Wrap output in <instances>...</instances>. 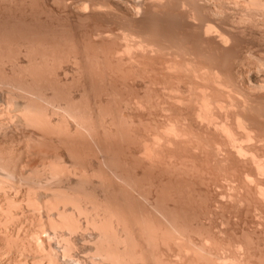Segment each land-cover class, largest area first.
<instances>
[{
	"label": "bare ground",
	"instance_id": "bare-ground-1",
	"mask_svg": "<svg viewBox=\"0 0 264 264\" xmlns=\"http://www.w3.org/2000/svg\"><path fill=\"white\" fill-rule=\"evenodd\" d=\"M102 3L107 6L108 0L106 4L104 1ZM117 3H119V8L116 7V4L114 6L120 10L121 20H124L127 24L126 29L123 32L121 31V36H118L120 39H118L117 34L106 33L102 36L101 33L104 34L105 32H101L99 33L100 36L96 33L99 39L101 37L99 42L102 44L104 41L103 44L106 45H102L104 48L99 47V51L92 53L91 49L88 50V47L84 44L87 41L82 43L84 44L83 47L71 43L66 50L59 51L56 48L62 49L60 47L61 43L59 46L57 45L58 47L54 45V50L48 43L35 45L34 41H27L28 39L24 41V38L22 42H20L22 39L19 41L20 43L18 42L17 47H14L17 48V51L15 50L16 54L19 53L17 55L23 56L26 61L25 68L22 70L27 75L35 78L40 76L39 73L53 75V70L61 67L62 65H59L65 62L67 66L70 64L71 66H69L72 67V69L68 68L73 71L71 78L77 81L74 83L75 85L82 79H84V82L85 79L89 78L90 80L91 76L92 78L98 77L99 79L96 80L102 79L109 84L118 81L120 85H124V88L128 83L136 84L137 81L140 82L139 84L143 86V93L139 92L141 95L136 93L135 95H138L131 98H125L126 96L121 98L119 93H115L117 92L114 91L117 83H114V88L112 86L113 90L109 89L108 95L106 92L105 98L107 100L104 101L107 105L114 102L113 104L116 103L115 105H117L115 108H118L115 109V114L112 110L104 112L103 116L111 117L104 118V121L99 122V127L101 125V130L104 132V135L102 134L104 140L109 137L110 142L108 141V143L113 142L116 145L113 146L112 143V147L118 149H114L113 152L111 145L108 146L106 143L107 140L104 142L108 147L107 149L106 145L104 147L107 151L100 146L99 148L104 150V155H108L112 151L114 155L117 154L115 157H118V154L123 153L124 150L122 151V149L126 147L122 142L127 143L129 147V154L127 153V155H130V157L124 156L128 158V162L131 161L128 165L129 168L132 165L133 173L135 169H139L142 176L144 175L143 179L145 176H149L148 179L152 177L151 179L154 182L150 183V186L154 189V196H147L153 198L151 201L145 195L151 192L149 191L150 187L146 189L148 192L145 194H142V191L140 194L138 188L135 190L137 182L134 183L133 181L134 175L133 178L130 176L133 183H131V179L129 181L122 180L124 176L120 172H116L117 169H115V166L118 167L119 165L113 160L115 157L109 154L107 157L105 156L107 158L105 161L110 162L112 171L113 169L116 170L115 173L113 171V174H116L115 178L118 175L121 178H117L119 184L123 181L121 185H124V187L116 185V187L119 186V190L115 192H121V187L122 189H128L125 190L131 196L135 192H139L136 198L143 199L142 201H145L144 204H148L147 207L150 210L147 213L145 211H143L145 213L135 212L136 214L134 211H139L138 208L132 209L134 211L129 210V204L131 203L128 204V201L135 198L131 196H129L130 198L127 197V204L121 200L124 202L123 206L126 210L120 204L122 208L118 207L115 204L116 201L104 200V203L97 200L96 202L91 201L93 204L90 200H84L85 194L82 192L85 193L83 187L85 183L83 185L82 183L85 182L83 181L85 178L87 179L88 172L85 169L83 171V168L75 172L77 171L75 169H79L77 164H74L78 159L71 161L74 164H70L72 167L69 166L66 169L61 167L59 169L60 156L47 155L44 151H42L44 153H40L41 151L36 150L38 143L36 145L35 143L43 141V139L46 141L47 138L50 140L53 138V141H56L55 143L64 146L69 158L73 159L78 155V151L73 150L76 148L75 146L81 147V142L84 145L86 141L89 143L88 137L93 135H90L91 132L88 133V131H91L92 127L88 128L90 126L88 122H86L89 125L87 127L82 118L78 117L83 115L79 112L80 110L78 111V108L75 109L76 111L70 110V105H68V108L60 101V103H50V105L47 103L49 111L42 112L44 109L41 111L36 105L37 96L33 93L34 91L29 93L27 89L23 90L20 85H14V82L12 84V82L4 83L3 81L2 83L9 84L11 89H7L8 94L5 91L7 95L5 94V98L2 99L4 106L0 108V129L2 130L8 122H14L15 126L19 127L37 129V134L31 139L29 138L32 141L25 143L26 140L24 147H21L23 148V155L26 156L25 158H31L36 154L40 162L29 164L27 162L30 161L24 162V160V163H21L18 160V157H23L21 152H19L21 153L20 156L16 153L18 155L16 158L15 154L13 155V148L7 150L8 147L0 146V239H3V243L0 242V264H57L58 255L50 244L51 239L60 242L64 240V243H62V256L81 264L83 258L80 260L77 255L74 256L76 240L74 242V238L71 237L86 229L91 231V228L94 230V236L92 235V244H89L87 250L88 254H91L87 258L92 259L91 261L96 260L91 262L92 264L103 262L105 259L115 260L116 263L118 262L117 264H139L142 257L145 259L146 255L151 254L152 251L148 249L154 247L153 245L172 246L175 252L173 255L179 256L174 260L171 258L172 261L168 255V259L171 261L166 262V260H163L162 264H264L263 243L258 245L259 241H257L258 243L255 242L256 245H254L252 239L248 241V238L252 237L246 235L247 238L245 236L247 231L249 233L251 230L256 232L258 229L262 230L264 228V0H119ZM81 6L82 4H80ZM89 6H91L89 10L93 12V15L94 12L106 8L105 6H103L105 8H99L98 3H91L85 7L88 9ZM114 6L113 8H115ZM108 8L110 9V7ZM76 9L78 8L76 7ZM103 13L105 14V12ZM108 15L110 14H107V17ZM163 18H169V21L170 18L175 19V21L176 19L182 21L186 27L185 33L181 34V31H177L180 35L171 36L167 35V32L170 33L169 31L166 34L162 31L163 34H159ZM161 19H163L162 22ZM133 22H137V24L135 23L137 27H133L134 24L131 25ZM169 23L171 25L172 21ZM176 28L178 27L176 26ZM247 37L254 38L261 49L256 47L257 52H255L253 45H245L242 56L237 58L238 56L234 54L237 59L229 60V64L226 60H217L216 55H213V53L234 52L238 38L241 40L247 39ZM117 40H121L122 43H116ZM63 48H65L64 45ZM92 50L94 51V49ZM249 58H251V61H249ZM15 59L17 60V58ZM223 59H226V57H223ZM16 60L1 58L0 65H5L7 61L10 67L8 69L12 73L19 68L18 71H20L24 66L20 67V63ZM64 74L66 75L65 72L63 76H65ZM41 78L46 80L44 77ZM89 85L91 84L89 83ZM12 89L15 92L20 90L19 97L24 100H20V103H13L11 99H16V97L9 99ZM81 89H83V86ZM104 90H107V87ZM22 91L26 92V96L23 94L24 92L21 94ZM17 92L19 93V91ZM117 94L118 96H116ZM68 95H70V92ZM76 100L74 99L75 102ZM103 105L105 106V104ZM90 107L92 106L90 105ZM46 109L48 110V107ZM112 109H114V105ZM120 110H122V113ZM139 111V115L142 113L141 116H148V119H150L148 127L142 129L143 132L139 130L141 133L136 132L137 129L134 130L133 128L135 127V119L133 120L132 116L136 118L135 113ZM86 112L88 113V111ZM54 114L55 118H52ZM112 116H123V120H120L121 123L117 122L119 117L115 119ZM157 116H164L162 118L164 122L161 121V124L160 122L157 124L158 122L155 121ZM76 142L79 143L75 144ZM98 144L100 143L97 142V146ZM109 148L111 151H108ZM119 149L121 153L117 152ZM14 151L17 152V150ZM98 151L97 154L100 155L101 151L100 153ZM123 157L119 164L127 161ZM109 159L113 161L111 162ZM56 161L58 166H56ZM114 162L117 164L115 165ZM125 162L123 164L126 166L128 162ZM110 164L108 163V165ZM127 167L126 170L129 173ZM62 168L67 170V172L64 171L67 176H65L66 173L61 172V170L63 171ZM119 168V171H121L124 167L120 166ZM72 169L73 172L71 173L73 174L69 172ZM74 172L78 174L75 175ZM109 172L111 171L109 170ZM61 175L65 179L68 175L74 176L76 179L74 185L62 187L66 183L63 181L65 179L62 180L63 184L59 182L62 179ZM145 178L147 179V177ZM146 179H144V182ZM109 181L113 182L110 179ZM115 182L114 184H116ZM140 182L142 181L140 180ZM58 183L62 185L60 186ZM70 183L71 181L68 184ZM103 184V190L107 187L113 188L112 183L111 185H105L104 181ZM79 185H82L83 191L82 189H79L80 191L74 189ZM113 186L115 187V185ZM146 186H148V183ZM64 187H67L68 191ZM110 189L107 191L109 192ZM131 191L133 192L131 193ZM106 192L104 195H106ZM78 194H83V199ZM108 195L111 199L113 198L111 197L112 194L106 196ZM124 195H127L126 192ZM20 201L23 202V208L19 207V212H16V214L21 216L20 213L23 215L26 211V214L30 215L28 217H31L28 218L24 215L29 219L28 222H24L26 219L22 222L20 219L25 217L21 218V216L19 219L18 215L13 214L11 211L18 210L17 207L20 205H17V203L20 204ZM100 204L104 206L102 205L101 208ZM137 204L139 205V203ZM24 207H26V210H24ZM176 207L179 208L176 209ZM183 207H189L190 210L196 208V212L189 213L190 210H182ZM140 208L142 209V207ZM188 213L191 215H188ZM224 213L229 214V216L226 215L228 219L235 217L234 214L238 217L237 219L242 215L244 216V219H242L243 217L240 218L242 220L241 227L244 229V231L242 228L240 230L241 234H244L242 241L239 240V242L232 244V241L229 243L230 241L226 240V243H220L211 235L205 234V236L201 232L199 233L202 236L197 233L199 234L197 238H192V232L190 233L192 236L188 234L191 231H189V227L197 229L200 227L201 229L214 227L216 223L215 216L219 214L220 217L224 215L220 219L225 220L219 221V224L221 226L227 225L229 221H227L228 219ZM238 214L241 216L239 217ZM44 217L46 223L43 224L44 221L42 222L40 219H44ZM15 220H20L21 225L18 222L14 226L15 222L13 223V221ZM25 223L32 226H29V228ZM40 224L42 228H40ZM45 224H48L46 230L43 228ZM63 228H67L65 232L68 231L66 233L70 239L68 236H66L68 238L65 237L66 233L64 231L65 234L61 231ZM184 230H186V233L188 232L186 235L189 237L182 234ZM261 232H264V230ZM194 236H196V233ZM71 239L74 243L71 242ZM131 239L134 242L141 240L139 242L144 243V247L143 245L141 247V244H136L140 248L138 250L133 245L135 243H131L133 241ZM256 239L259 240L260 238L256 237ZM128 243L135 247H130ZM19 253H25L30 260L26 258L27 261L25 259L24 263L17 261L16 257ZM3 254L9 255V259L6 258L4 262H2ZM152 254L151 257L154 256ZM12 255L15 256L11 257ZM148 257L150 258V256ZM136 258L140 262H137ZM83 261L85 260L83 259ZM89 262L88 264H90Z\"/></svg>",
	"mask_w": 264,
	"mask_h": 264
},
{
	"label": "rangeland",
	"instance_id": "rangeland-1",
	"mask_svg": "<svg viewBox=\"0 0 264 264\" xmlns=\"http://www.w3.org/2000/svg\"><path fill=\"white\" fill-rule=\"evenodd\" d=\"M74 3H73V2ZM78 1V2H77ZM96 1V2H95ZM105 2V4L107 3V0H0V59L2 58V59H4V60H7V59H10L11 58V60H16L15 58H17V60H16V62H18V63H20V67H22V66H24V65H26V61H25V59L23 58V56H18L19 55V53H17L16 54V49L17 48H15L14 46H16L17 44H19L20 42H22L23 41V38H24V41H25V39H28L27 41H34V43H35V45L36 44H47L48 43V45H51V47H53L54 48V50H55V46L54 45H60V43H61V45H60V47H62V49H60L58 46V48H56V50H59V51H62V50H66V48L67 47H69V45H71V43H73V44H76V46L78 45L79 47L81 46V47H83L84 46V44H85V46H87L88 47V50H90L92 53H94V52H96V51H99V47H103L104 48V46H106L105 44H103L104 43V41L102 42V44L99 42L100 41V39H101V37H100V39H99V36L98 35H96V33H101V32H105L104 34H102L101 33V35L103 36V35H105L106 33H111V34H114V35H116L117 34V37L120 35L121 36V33L123 32V30H125L126 29V26H127V24H126V22L124 21V20H121V14H120V10L119 9H117V8H119V3H117L119 0H108V3L106 4L107 6H105L104 5V3H102V2ZM114 1V2H113ZM77 2V3H76ZM81 2V3H80ZM116 2V3H115ZM72 3V4H71ZM79 3V4H78ZM91 3H98V5H99V8H102L103 6H105V7H103V8H105L104 10L103 9H100V11H97L98 12V14H96L95 12H94V15H93V12H90V8H91V6H89L88 7V9H87V7H85V6H88V5H90ZM75 4V5H74ZM78 6H77V5ZM80 4H82V6L80 7ZM110 4V5H109ZM117 6H116V5ZM117 7H115V6ZM113 6L115 7V8H113ZM76 7L78 8V9H76ZM84 7V8H83ZM108 7H110V9H111V7H112V9L110 10ZM85 11H83L82 9ZM87 10H86V9ZM115 9V10H114ZM89 10V11H88ZM102 10V11H101ZM109 10V11H108ZM119 10V11H118ZM81 11V12H80ZM112 11V12H111ZM80 12V13H79ZM83 12V13H82ZM103 12H105V14L103 13ZM107 12V13H106ZM109 12H111V13H109ZM116 12V13H115ZM85 13H87V14H85ZM99 13H100V15H99ZM107 14H112L111 15V17H110V15H108V17H107ZM114 14V15H113ZM78 15V16H77ZM83 15H84V18H83ZM85 15H86V17H85ZM115 15H116V17H115ZM80 16V17H79ZM83 18V19H82ZM164 19V20H163ZM163 19H161V22H162V20H163V23H162V25H161V29L159 30V34H163V33H165L166 34V32L167 31H169L170 33L168 34V32H167V35H173V36H176V35H180L179 34V32L182 34V33H185V31L184 30H186V27H185V25H184V23L182 22V21H180L179 19H176V21H175V19L174 20H172V18H170V21L168 20V19H165V18H163ZM168 20V21H167ZM123 21V22H122ZM172 21V23H171V25H170V23L169 22H171ZM178 21V22H177ZM166 22H168V23H166ZM177 22V23H176ZM137 22H133V23H131V25H133V27H137ZM167 25H166V24ZM171 26H169V25ZM175 24H177V25H175ZM165 25V27H163ZM180 25V26H179ZM176 26L179 28V29H181V30H179L178 28H176ZM183 26V27H182ZM125 27V28H124ZM170 27V28H169ZM171 28H172V30H171ZM166 29V30H165ZM168 29V30H167ZM122 31V32H121ZM162 31H163V33H162ZM177 31H179V32H177ZM172 32H173V34H172ZM152 34V33H151ZM176 34V35H175ZM96 35V36H95ZM100 35V34H99ZM100 35V36H101ZM153 35H155V34H153ZM97 36H98V38H97ZM149 36H150V34H149ZM31 39H29V38ZM151 37H153V36H151ZM104 39H105V37H103ZM102 38V39H103ZM22 39V40H21ZM33 39V40H32ZM38 39V40H37ZM118 39H120V37H118ZM21 40V41H20ZM20 41V42H19ZM40 41V42H39ZM85 41H87V42H85ZM106 41V40H105ZM19 42V43H18ZM46 42V43H45ZM65 44H64V43ZM83 42H85L84 44H82ZM118 42V44H120V42L122 43V41L121 40H117L116 41V43ZM68 43V44H67ZM99 43V44H98ZM3 44V46H1ZM6 44H7V46H6ZM81 44V45H80ZM98 44V45H97ZM63 45L65 46V48H63ZM101 45V46H100ZM102 45H104V46H102ZM245 45H250V46H252L253 45V48H254V51L255 52H257V48L258 49H261V47H260V45H258V43L256 42V40H254V38H248L247 37V39L246 38H244V39H241V40H239V38H238V40L236 41V46H235V50H234V52H223V53H213V55H216L215 56V58H217V60H219V61H222V60H226L227 61V63L229 64V62L231 61V60H233V59H237V58H239V56L241 57L242 56V50H243V47L245 46ZM17 47V46H16ZM91 47V48H90ZM257 47V48H256ZM100 48V49H101ZM92 49H94V51L92 50ZM96 49H98V50H96ZM239 49V50H238ZM16 50V51H15ZM238 50V51H237ZM5 53V54H4ZM12 53V54H11ZM15 54V55H14ZM217 54H218V56H217ZM234 54H235V56H238L237 58H235V56H234ZM5 57H4V56ZM11 55V56H10ZM13 55V56H12ZM220 55V56H219ZM225 55V56H224ZM9 56H10V58H9ZM232 56H234V57H232ZM223 57L225 58L226 57V59H223ZM12 58H14V59H12ZM248 58V57H247ZM250 59V60H249ZM248 60L249 61H251V58H249ZM230 60V61H229ZM25 61V62H24ZM6 63H7V66H6ZM67 63H65V62H62L59 66H61V67H58V68H56V69H54L53 71H54V74L52 75V74H45L44 75V73H39L40 74V76L39 77H34V76H29V75H27V73L24 71V70H22V69H24L25 68V66L24 67H22L21 68V70L20 71H18V70H16V72H11V70L10 69H8V68H10L8 65V62L6 61L5 62V65L3 64H1L0 65V80H1V82H0V108H3V106H4V102H3V100L2 99H4L5 98V94H6V92L8 91V90H10L11 88H9V87H11L9 84V86L8 85H5L4 83L5 82H9V83H11L12 82V84H13V82H14V85H17V86H21V88L23 87V90L25 89H27V91L29 92V93H31V92H33V93H35L36 94V96H37V99H36V105H38V107L40 108V110L42 111V109H44V111H42V112H47V111H49V105H50V103L52 104V103H60V101H61V103L63 104V105H66L67 107H68V105H70V110H74V111H76L77 110V108H78V111L81 113V115H82V117H80V116H78L79 118H82V121H84L85 123L86 122H88V124L90 125H88L87 123H86V125H87V127L88 128H91V131H88V133L89 132H91V133H89L90 135L92 134L93 136H90V137H88V139L90 140L89 141V143H87V141H86V144L84 145V144H82V142H81V147L80 146H75V147H73V148H75V149H73V150H76V151H78V155H77V157H74L73 159L72 158H69V156H68V154L65 152L66 150L64 149V146L62 147V146H60L59 145V143H55L54 141H53V138H52V140H50L49 138H47V140H46V138H45V140L46 141H44V139H43V141H40V142H36L35 143V145L37 144V151H41L40 153H44L45 152V154H47V155H56V157H59L60 158V162L58 161V163H59V169L61 168V167H64L65 169L67 168V167H69V166H71L70 164H73L71 161H73V160H76V159H78V160H76L77 162L76 163H74V164H77V166L79 167V169L77 168V169H75V170H77V171H75V172H78V170H80V168H83V171H84V169L85 170H87V172L89 173H87V179L85 178V180H83V181H85V182H83L82 183V185H83V187H84V190H85V193H84V191H83V189H82V185L80 186L79 185V187H75L74 189L76 190H78V191H80L79 189H82V193L83 194H85V196L83 195V194H80L81 195V197H82V195L84 196V200H90V202L91 201H93V202H96V200L99 202H101V203H104V200H107V201H110V202H114V201H116L115 202V204H117V206L119 207L120 205L122 206V207H124V209H125V206H123L124 205V202L123 201H125V203L127 204V199L128 198H130L129 196H131L130 194H128L127 193V191L126 190H128V189H122V187H124V185L122 186L121 184H123V181L122 180H124V181H129L131 178H133V177H135V178H133V181H134V183H139V184H135L134 186H135V190H137L136 188H138V191L140 190V194H141V191H142V194L144 193H147L148 191H146V189H148V187H150L149 189V191H151V192H148L147 194H145L146 195V197L147 196H154V189L152 188V186H150V183H152V182H154V180H152L151 178V180L150 179H148V177L149 176H145V177H147V179L144 177V179H146V181L144 182V179L142 178L143 176H142V174H141V172H140V170L138 171L137 169H135V167H133V169H135V170H137V171H135L134 170V173H133V170H132V165H130L131 167L129 168V163L131 162L130 160H131V158H130V162H128V158H126V157H130V155H127V153L129 154V147L127 146V143L126 142H122V143H124V145L126 146H124V145H119V146H123V147H125V149L123 148L122 149V151H123V153H121V151H120V149H119V151L117 150V152L118 153H121V154H118L119 156L118 157H115V156H117V154L115 153V155L113 154V152H114V149L116 150V149H118V148H116V147H112V140H111V142L112 143H108V141L110 142V139H109V137H106V140H107V144H108V146H110L111 145V147L113 148H111L112 150H113V152L110 150V148L108 149V151H111V152H109L108 153V155L109 154H111L112 156H114L115 158L113 159L115 162H117V163H115V165L117 164V165H119L118 167L117 166H115V167H113V168H115V169H117V171L116 172H120L121 173V175L122 176H124V179H122L121 181L122 182H120L121 184H119V179L117 180V178L119 177L118 175L116 176L117 178H115V175L113 174V171H114V169H113V171H112V166H111V164H110V162H107V160L105 161V159H107L106 157L108 156V155H104V150H106L108 147H107V145H106V143H104L106 140H104L105 138L102 136V134L104 133L103 132V130H101V125H100V127H99V122H102V121H104V118L105 119H107L108 117H111V116H103V114H104V112H110L111 110H112V112L114 113L115 112V109L117 110V108H115V106H117V105H115V104H113L114 102H111V104H109V102H108V104L109 105H107V103L104 101L106 98H105V96H106V92H107V95L109 94V89L110 90H113V88L115 87V85H116V89H114V91H117V92H115V93H119V96H121V98H124V96H126L125 98H131V97H133L136 93H138V94H142L143 93V86L141 85V84H139L140 82L139 81H137L136 82V84H133V83H131V84H127V86L125 87V88H128V89H125L124 88V85L122 86V85H120L119 83H118V81H114V82H112L111 84H109V83H105L104 82V80H96L97 78H92V76L90 77V80H89V78L88 79H85V82H84V79H82L83 80V82H82V80H80V82L78 81V83L75 85L74 83H76L77 81H75V79L74 80H72V72L73 71H71V69H72V67H70L69 65L67 66L66 65ZM4 67V68H3ZM71 68V69H69V68ZM62 68H64V69H62ZM65 68H68V69H65ZM55 70H56V72H55ZM64 70V71H63ZM8 71H10V72H8ZM19 72V73H18ZM43 72H46V71H43ZM66 73V75L65 76H63V73ZM16 73V74H15ZM67 73H69V74H67ZM13 74L15 75L14 77H13ZM23 74H24V76H28L27 78L26 77H24L23 76ZM26 74V75H25ZM71 74V75H70ZM16 75H18L17 77H16ZM42 75H44V76H42ZM47 75H48V77H47ZM52 75V76H51ZM20 76V77H19ZM71 78H69V77ZM32 79H30V78ZM40 77H44L46 80H43V78H41L40 79ZM67 78V79H66ZM6 79V80H5ZM36 79V80H35ZM38 79V80H37ZM40 79V80H39ZM64 79H66V80H64ZM91 79H92V81H91ZM99 79V78H98ZM11 80V81H10ZM43 80V81H42ZM68 80V81H67ZM87 80V81H86ZM89 80V81H88ZM94 80H96V81H94ZM4 81V83H2ZM32 81V82H31ZM72 81V82H71ZM101 81V82H100ZM17 82H18V84H17ZM65 82V83H64ZM92 82V83H91ZM98 82V83H97ZM16 83V84H15ZM89 83L91 84V85H89ZM100 83V84H99ZM105 83V84H104ZM114 83H117V84H115L114 85ZM135 83V82H134ZM82 84V85H81ZM95 84V85H94ZM99 84V85H98ZM102 84V85H101ZM108 84V85H107ZM138 84V85H137ZM86 85V86H85ZM107 85V86H106ZM119 85H120V87H119ZM137 85V86H136ZM140 85V86H139ZM78 86V87H77ZM82 86H83V89H81L82 88ZM112 86H113V88H112ZM122 86V87H121ZM106 87H107V90H104V89H106ZM111 87V88H110ZM119 87V88H118ZM9 88V89H8ZM79 88V89H78ZM120 88H123L122 90L120 89ZM8 89V90H7ZM69 89V90H68ZM141 89V90H140ZM22 90V89H21ZM6 91V92H5ZM17 91H19V93L17 92ZM67 91V92H66ZM74 91H75V93H74ZM79 91V92H78ZM114 91H111V92H114ZM120 91V92H119ZM121 91H122V93H121ZM125 91V92H124ZM142 91V92H141ZM11 92L12 93H10V98L9 99H11V98H15L16 97V99H11V101L13 102V103H20L19 101L21 100V101H23L24 99H21L20 97H19V95H20V90H16V92H15V90H11ZM13 92H15V93H13ZM24 91H22L21 92V94L23 93ZM27 92V93H28ZM65 92L66 94L64 95L63 93ZM69 92H70V95H68L69 94ZM104 92V93H103ZM129 92V93H128ZM140 92V93H139ZM25 93L26 92H24L23 94L25 95ZM51 93V94H50ZM55 93V94H54ZM68 93V94H67ZM85 93H86V96H85ZM100 93V94H99ZM103 93V94H102ZM125 93H126V95H125ZM128 93V94H127ZM7 94H8V92H7ZM6 94V95H7ZM34 94V95H35ZM59 94V95H58ZM63 94V95H62ZM72 94H73V96H72ZM79 94H81V95H79ZM101 94H102V96H101ZM137 94V95H138ZM140 94V95H141ZM13 95V96H12ZM17 95H18V97L20 98H18L17 97ZM42 95V96H41ZM56 95V96H55ZM67 95V96H66ZM127 95H128V97H127ZM137 95H135V96H137ZM22 96V95H21ZM26 96V95H25ZM43 96H44V98H43ZM53 96H55V97H53ZM66 96V97H65ZM85 96V97H84ZM96 96V97H95ZM116 96H118V94L116 95ZM123 96V97H122ZM24 97V96H23ZM64 97V98H63ZM67 97H69V98H67ZM77 97V98H76ZM82 97V98H81ZM44 99V101H43V99ZM108 98V97H107ZM119 98V97H118ZM38 99H39V101H38ZM42 99V100H41ZM57 99V100H56ZM74 99L76 100V102L74 101ZM82 101H80V100ZM85 101H84V100ZM15 100V101H14ZM70 100V101H69ZM75 102V104H74V102ZM98 102H97V101ZM99 100H101V101H99ZM107 100V99H106ZM41 101V102H40ZM47 101H49V102H47ZM88 101V102H87ZM38 102H40V103H38ZM44 102V103H43ZM69 102V103H68ZM78 102V103H77ZM84 102H85V104H84ZM92 102V103H91ZM102 104H101V103ZM12 103V104H13ZM47 103H49V105L47 104ZM72 103V104H71ZM82 103V104H81ZM87 103V104H86ZM91 103V104H90ZM98 103V104H97ZM41 104V105H40ZM43 104V105H42ZM80 104H81V106H80ZM92 106V107H90V105ZM93 104H94V106H93ZM103 104H105V106L103 105ZM46 105H48L47 107H48V110L46 109L45 110V108H47L46 107ZM73 105V106H72ZM76 105V106H75ZM77 105H79V106H77ZM83 105V106H82ZM88 105V106H87ZM111 105H112V107H111ZM113 105H114V109H112L113 108ZM13 106H14V104H13ZM45 106V107H44ZM96 106V107H95ZM109 106V107H108ZM82 107H84V108H82ZM89 107V108H88ZM105 107H107V108H105ZM69 108V107H68ZM72 108V109H71ZM100 108H102L101 110H100ZM76 109V110H75ZM83 109V110H82ZM69 110V111H70ZM91 110V111H90ZM104 110V111H103ZM74 111H72V112H74ZM78 111L76 112V114L78 113ZM84 113H83V112ZM86 111H88V113L86 112ZM90 111V112H89ZM96 111V112H95ZM121 111V113H122V110H120ZM123 111H125V110H123ZM98 112V113H97ZM101 112H102V114H101ZM126 112V111H125ZM100 113V114H99ZM117 113V112H116ZM120 113V112H119ZM120 113V114H121ZM127 113V112H126ZM138 113H140V111L139 112H136L135 114H136V118H134L135 116H132L133 117V120L135 119V127H133L134 128V130L135 129H137L136 130V132H139V133H141V132H143L144 130H142V129H144V128H147L148 127V121L150 120V119H148L149 117L148 116H141V114L139 115ZM87 114V115H86ZM93 114V115H92ZM115 114V113H114ZM125 114V113H124ZM85 115V116H84ZM99 115V116H98ZM84 116V117H83ZM112 117H114L115 119H117L118 117V119L119 120H117V122L119 121L120 123H121V121L120 120H123V116H112ZM121 117V118H120ZM129 117H131V116H129ZM138 117V118H137ZM158 117V118H157ZM156 117V123L157 124H159V122H160V124L162 123L161 121H163L164 122V119H162L164 116H157ZM52 118H55V114L53 115V117ZM142 119V120H140V119ZM146 118V119H145ZM100 119V120H99ZM114 119V120H115ZM132 119V118H131ZM161 119V120H160ZM79 120V119H78ZM86 120V121H85ZM99 120V121H98ZM140 123H139V122ZM5 122H6V120H5ZM54 122H55V120H54ZM53 122V123H54ZM137 122V123H136ZM147 122V123H146ZM139 123V124H138ZM144 123H146V124H144ZM138 124V125H137ZM140 127V128H139ZM139 128V129H138ZM141 132H140V131ZM37 132H38V130L37 129H35V128H33V127H19V126H15V123L14 122H8L7 124H6V126L4 127V128H2V130L0 129V146L2 147H5V148H7L8 147V149L7 150H9V149H11L12 150V148H13V155L17 158L18 157V155L20 156V154L23 152L22 150H23V148L22 147H24V144L25 143H27V142H31L32 140H30L31 138H33L34 137V135H36L37 134ZM104 135V134H103ZM91 137H92V140H91ZM30 138V139H29ZM96 139V140H95ZM109 139V140H108ZM27 140V141H26ZM50 140V141H49ZM96 142H95V141ZM98 140V141H97ZM26 141V142H25ZM100 141V142H99ZM119 141V140H118ZM25 142V143H24ZM29 142V143H30ZM35 142V141H34ZM97 142L98 143H100V144H98V146H97ZM119 142H121V141H119ZM77 143H79V142H76L75 144H77ZM96 143V144H95ZM116 143H118V142H116ZM122 143H120V144H122ZM32 144V143H31ZM34 144V143H33ZM74 144V145H75ZM11 145V146H10ZM73 145V146H74ZM105 145H106V149H104V147H105ZM116 145V144H115ZM114 145V143H113V146H115ZM9 146H10V148H9ZM22 146V147H21ZM99 146L100 147H102V149H104V150H101V148H99ZM118 146V145H117ZM78 147V148H77ZM21 149V151H20V149ZM99 148V149H98ZM121 148V147H120ZM127 148V149H126ZM131 148V147H130ZM97 149V150H96ZM14 150H17V152L16 151H14ZM96 150V151H95ZM98 150H100L101 151V154L102 155H104V156H102L101 154L100 155H98L97 154V151ZM42 151H44V152H42ZM100 151H98L99 153H100ZM107 151V150H106ZM19 152H21V153H19ZM94 152V153H93ZM95 152H96V155H95ZM16 153H18V155H16ZM76 153V152H75ZM21 155H23V153L21 154ZM76 155V154H75ZM110 155V156H111ZM126 157H125V156ZM33 156H35V157H33ZM33 156H31V158H25L26 156H24L23 155V157H18V160H19V162H23L24 160V162H27V161H30V162H27V163H29V164H34V163H39L40 161H38V159H37V157H38V155H33ZM62 156V157H61ZM95 156V157H94ZM106 156V157H105ZM109 156V157H110ZM125 158H124V157ZM105 157V158H104ZM124 158V159H126L127 161L125 162V161H123L121 164H119V161L121 162V158ZM99 158V159H98ZM104 158V159H103ZM112 158V157H111ZM23 159V160H22ZM28 159V160H27ZM71 159V160H70ZM116 159V160H115ZM123 159V160H124ZM22 160V161H21ZM40 160V159H39ZM98 160V161H97ZM102 160V161H101ZM111 162L113 161V160H111V159H109ZM108 160V161H109ZM57 161H56V166H58V164H57ZM101 161V162H100ZM23 162V163H24ZM55 162V161H54ZM127 163L128 162V164H126V166H125V164H123V163ZM106 163V164H105ZM108 163L110 164V165H108ZM114 163H112L113 165H114ZM73 164V165H74ZM101 166H100V165ZM104 164V165H103ZM99 165V166H98ZM52 166V165H51ZM55 166V170H56V167ZM76 166V167H77ZM108 166V168H106ZM124 167L121 171H119L120 170V168L119 167ZM128 166V167H127ZM50 167V166H49ZM54 167V166H53ZM52 167V168H53ZM72 167V166H71ZM71 167H70V169H71ZM126 167H127V169L129 170V173H131V174H129L128 172H127V170H126ZM63 169V168H62ZM65 169H63V171L61 170V172H64V171H66L67 172V170H65ZM74 169V168H73ZM73 169L71 170V171H69L70 173L71 172H73ZM112 172H109V170ZM82 170V169H81ZM57 171V170H56ZM115 171H114V173H115ZM60 172V171H59ZM59 172H57V173H59ZM66 172H64V173H66ZM74 172V174L75 175H77L78 173H75ZM92 174H91V173ZM107 172V173H106ZM125 172V173H124ZM138 172V173H137ZM85 173V174H86ZM133 173V174H132ZM135 173H136V175H135ZM61 174V173H60ZM60 174H57V175H60ZM71 174H73V173H71ZM112 174V175H111ZM124 174V175H123ZM138 174H140L141 175V177H140V175H138ZM70 175V174H69ZM68 175V177H66V179L65 178H63V176H62V179H61V176H60V179H61V181H59V179H58V181L59 182H63L64 181V183H66V184H59L60 186L62 185V187L63 186H65V185H74V183H75V178H74V176H69ZM89 175V176H88ZM91 175V176H90ZM97 175V176H96ZM111 175V176H110ZM113 175H114V177H113ZM128 176V177H126V176ZM134 175V176H133ZM65 176H67V173L65 174ZM121 176V177H122ZM130 176H131V178H130ZM133 176V177H132ZM58 177V176H57ZM92 177V178H91ZM105 177V178H104ZM137 177H138V179H137ZM59 178V177H58ZM114 178V179H113ZM120 178V177H119ZM123 178V177H122ZM126 178H127V180H126ZM63 179H65V180H63ZM90 179V180H89ZM98 179V180H97ZM100 179V180H99ZM109 179L110 180H112L113 182H111V181H109ZM116 179V180H115ZM121 179V178H120ZM143 179V180H142ZM63 180V181H62ZM140 180L142 181V182H140ZM65 181H67V182H65ZM69 181H71V183L70 184H68L69 183ZM90 181V182H89ZM104 181H105V185H108V184H110L111 185V183L113 184V185H115V187L113 186V185H111L113 188H109V187H107L108 189H110V191L108 192L107 190V188H106V186H105V190L108 192H106L105 190H103V188H104ZM116 181V182H115ZM131 181H132V179H131ZM130 181V182H131ZM133 181L131 182V183H133ZM136 181V182H135ZM139 181V182H138ZM114 182L116 183V184H114ZM118 182V183H117ZM142 183H144L143 185H147V183H148V186H142ZM140 184H141V186H140ZM109 185V186H110ZM116 185H121L122 187H121V189L120 190H122L121 192L120 191H117V192H115L116 190H119V186H117L116 187ZM72 186H70V187H72ZM137 186H139V187H137ZM65 188V187H64ZM63 188V190H67V187L64 189ZM98 188V189H97ZM93 189H95V190H93ZM144 189V190H143ZM100 190H101V192H100ZM68 191V190H67ZM106 192V195L107 194H112L111 195V197H113L112 199L110 198V196L108 197V196H106V195H104L105 194V192ZM80 192V193H81ZM90 194H89V193ZM114 192V193H113ZM126 192V194L128 195H124V193ZM133 191H131V193H132ZM135 192V191H134ZM76 193H78V192H76ZM86 193H88V194H86ZM123 193V194H122ZM138 193L139 192H135L134 194H132V196L131 197H135V198H132L130 201H128V204L129 203H131V204H129L130 205V208H128L129 210L131 209H139V211H134V210H132V211H134V213L135 212H137V213H147V212H149V210H150V208H148L147 207V205L148 204H144V202L142 201L143 199H141V198H139V197H137L136 198V195H138ZM122 194V195H121ZM139 194V195H140ZM148 194H150V195H148ZM79 195V194H78ZM79 195V196H80ZM91 195V196H90ZM144 195V196H145ZM117 197V198H116ZM128 197V198H127ZM148 198L149 200H151L152 201V199L153 198ZM115 198V199H114ZM123 198V199H122ZM139 198V199H138ZM143 198V197H142ZM81 199H83V197L81 198ZM117 199V200H116ZM125 199V200H124ZM134 199V200H133ZM141 199V200H140ZM121 200H123V201H121ZM138 200V201H137ZM140 200V201H139ZM5 201V200H4ZM3 201V202H4ZM103 201V202H102ZM119 201V202H118ZM139 203V205H141V206H139L137 203ZM21 202V201H20ZM86 202H88V201H86ZM90 202H88V203H90ZM93 202H91V203H93ZM118 202V203H117ZM122 202H123V204H122ZM142 202V203H141ZM1 203H2V201H1ZM15 203V202H14ZM14 203H12V204H14ZM17 203V202H16ZM15 203V204H16ZM133 203V204H132ZM94 204V203H93ZM97 204H99V203H97ZM120 204V205H119ZM125 204V205H126ZM17 205H20V206H15V207H17L18 208V210L17 209H15V211L14 210H11L12 212H13V214L15 213L16 214V212L18 213L19 212V207H22L23 206V202H21L20 204H18L17 203ZM102 205L103 204H100V207L102 208ZM133 205V206H132ZM137 205V206H136ZM104 206V205H103ZM120 206V207H121ZM143 206H144V208H143ZM14 207V206H13ZM121 207V208H122ZM134 207V208H133ZM140 207H142V209L140 208ZM23 208V207H22ZM104 208V207H103ZM179 207H176V209H178ZM184 208V209H183ZM182 208V210H185V211H189L190 210V208L189 207H183ZM187 208H189V209H187ZM123 209V210H124ZM173 209V208H172ZM24 210H26V207H24ZM126 210V209H125ZM146 210H148V211H146ZM132 211H131V213H132ZM143 211H145V212H143ZM198 211V210H197ZM195 213L196 212V208H194V209H191L190 210V212L189 213ZM134 213H132V214H134ZM188 213V215H191V214H189ZM136 214V213H135ZM225 214V217H227V216H229V214L227 215V213H224ZM16 215H18V218L19 217H21V218H23V217H25V216H30L28 213L26 214V211L23 213V215L20 213V215L21 216H19V214H16ZM25 215V216H24ZM85 215V214H84ZM227 215V216H226ZM82 216H83V214H82ZM231 216V215H230ZM234 216L236 217V215L234 214ZM238 216H239V214H238ZM241 216V215H240ZM239 216V217H240ZM222 217H224V215L222 216ZM222 217H220V214L219 215H216L215 216V218H216V223L214 224V227L212 226L211 228L209 227V228H204V227H202V228H204V229H206V230H204V229H201V227L199 228V229H197V228H192V227H189L188 229H189V235H190V233L194 236L195 235V233H196V236H192V235H190V236H192V238H197V236L200 234L199 232H201V234H203V235H211V237L212 238H215L217 241H220V243H222V242H227V241H230L229 243H231V241L233 242L232 244H235L236 242H239V240L240 241H242V236L244 235L243 233L241 234V231L240 230H242L243 228L241 227V222H242V220L240 219L241 217H243L242 219H244V216L242 215L239 219H237L238 217H236V219H237V221H236V219H234L235 217H233V218H229L228 219V217H227V221H229L228 222V224L227 225H220L219 224V221H225V220H221L222 219ZM17 218V219H18ZM28 218H31V217H28ZM28 218H24V219H20L21 221L23 220H25L24 222H26L27 220H29ZM43 218V217H42ZM221 218V219H220ZM14 219V218H13ZM16 219V218H15ZM224 219V218H223ZM20 220H15V221H13V223H14V226H15V224H17L18 222H19V225H21L20 224ZM42 220V222H43V224L44 223H46L45 221H46V219H45V217H44V219H40V221ZM239 220H241V221H239ZM17 221V222H16ZM22 221V222H23ZM218 221V222H217ZM28 222V221H27ZM39 223V222H38ZM37 223V224H38ZM41 223V222H40ZM22 224H24V223H22ZM26 224V223H25ZM27 224H29V223H27ZM26 224V225H27ZM36 224V226H38ZM11 225H13L12 223H11ZM28 227L30 226V225H27ZM26 226V227H27ZM32 226V225H31ZM30 226V227H31ZM48 226V224H45V225H43V228H44V230H46L45 228ZM91 226V225H90ZM89 226V227H90ZM25 227V228H26ZM29 227V228H30ZM88 227V228H89ZM36 228H38V227H36ZM40 228H42L41 227V224H40ZM60 228V227H59ZM91 228V227H90ZM89 228V230H91V231H88L87 229V231L85 230H83V231H80L79 233H77V234H75L74 236H72L71 238L73 239V241L75 242V240H76V243H75V246H76V250H75V247H74V251L75 252H73V253H75V257H76V255H77V257H79V259L81 260L82 258L85 260V261H83V259L81 260V264H88V262H89V260H90V264H92L91 262H95V261H91L92 259H90V258H87L88 256L90 257V254L91 253H89L88 254V252H87V250H88V247L90 246L89 244L91 243L92 244V237L94 236V230H93V228H91L90 229ZM242 228V229H241ZM49 229V228H48ZM194 229V230H193ZM208 229H209V231H208ZM65 230H67V228H63V229H61V231L63 232H65ZM200 230V231H199ZM246 230H248V229H246ZM264 230V228L262 229V230H260V229H258L257 231H256V229H254V231H256V232H253L252 230V232L250 231V233H249V231H245L246 233H245V236L247 235L248 237L250 236V237H252V238H248L247 236V238H248V241H249V239H250V241H251V239H252V241H253V243H258L257 241H259V243H258V245H262V243H263V245H264V232H261V231H263ZM47 231H49V230H47ZM188 231V230H187ZM243 231H244V229H243ZM242 231V232H243ZM260 231V232H259ZM63 232V233H64ZM67 233H68V231H66ZM65 232V233H66ZM206 232V233H205ZM207 232H209V233H207ZM64 233V234H65ZM66 233V234H67ZM186 233V230H184L183 231V235L184 236H187V237H189L188 235H186L187 234ZM194 233V234H193ZM197 233H199V234H197ZM253 233V234H252ZM256 233V234H255ZM257 233H259V234H257ZM45 234V233H44ZM65 234V237L66 236H68V234L66 235ZM81 234H83V235H81ZM200 234V236H202ZM80 235V236H79ZM93 235V236H92ZM205 235V236H206ZM212 235H214V236H212ZM241 237H240V236ZM256 235H258V236H256ZM260 235H262V236H260ZM69 237V236H68ZM68 237H66V238H68ZM256 237H258V238H260L259 240L258 239H256L255 240V238ZM263 238V239H262ZM69 239H70V237H69ZM72 239H71V242H73L72 241ZM81 239V240H80ZM3 239H0V242H2L3 243V241H2ZM54 240V241H53ZM51 239L50 240V244H51V246L53 247V249L55 250V252H57V255H58V257H57V264H75L76 263V261L75 260H72V259H70V258H66V256L65 257H63L62 255V251H63V245H62V243H64V240H63V242H60V241H58V240H56V239ZM58 241L57 243H56V241ZM78 240V241H77ZM131 240H133V239H131ZM130 240V241H131ZM195 241H196V239H194ZM227 240V241H226ZM262 240H263V242H262ZM53 241V242H52ZM62 241V240H61ZM141 240H137L136 242H134V240L133 241H131V243L133 244V242L135 243V244H133V245H135L136 247H137V245H140L141 243ZM73 242V243H74ZM56 243V244H55ZM131 243H128V244H130V247H132L133 245H131ZM251 244H252V242H250ZM256 243L254 244V245H256ZM137 244V245H136ZM142 245H143V247H144V243L143 244H141V247H142ZM62 246V247H61ZM135 246H133L132 248H134ZM154 247H152V248H150V249H148L149 251H152V252H150L152 255H154L153 257H151V254L150 255H146V257H145V259L142 257V259H140V261H139V259L138 258H136V261L137 262H140L139 264H145V261H147L146 262V264H162L163 263V260H166V262H168V260H170L171 258H173V260L174 259H176V258H179V256L178 255H173V254H175V252L173 251V249H172V246H170V247H168V246H160V245H153ZM158 246V247H157ZM140 247V246H139ZM261 247H263V246H261ZM138 248V247H137ZM137 248H135V249H137ZM173 248H175V247H173ZM180 248H182V247H180ZM140 248H138V250H139ZM170 251V252H169ZM172 252V253H171ZM88 254V255H87ZM16 255V254H15ZM15 255H12L11 257H14ZM56 255V254H55ZM168 255H169V257H170V259H168ZM173 255V256H172ZM3 257H2V262H4V260L6 261V258L7 259H9V255L8 254H3L2 255ZM5 256V257H4ZM148 256H150V258L148 257ZM155 256H156V258H155ZM167 256V257H166ZM74 257V259H76ZM149 259H148V258ZM4 258V259H3ZM28 259V260H30L29 259V257H27V255H25V253L24 254H22V253H19L18 254V256L16 257V260L17 261H19V262H21V263H24L23 261L25 260V259ZM92 258V257H91ZM167 258V259H166ZM27 259L25 260V261H27ZM146 259H148V260H146ZM153 259V260H152ZM156 259V260H155ZM107 260H109V261H111V262H109V261H107ZM105 259L103 262H97V263H94V264H117L116 263V261L115 260H111V259ZM144 260V261H143ZM172 260V259H171ZM170 260V261H171ZM172 260V261H173ZM74 261V262H73ZM106 261V262H105ZM144 263H143V262ZM152 261V262H151ZM82 262H84V263H82ZM112 262H114V263H112ZM154 262V263H153ZM77 264V263H76Z\"/></svg>",
	"mask_w": 264,
	"mask_h": 264
}]
</instances>
